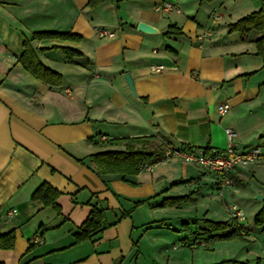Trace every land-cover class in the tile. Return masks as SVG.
I'll return each mask as SVG.
<instances>
[{
    "label": "crops",
    "instance_id": "1",
    "mask_svg": "<svg viewBox=\"0 0 264 264\" xmlns=\"http://www.w3.org/2000/svg\"><path fill=\"white\" fill-rule=\"evenodd\" d=\"M89 2L0 0V235L18 236L13 250L0 247V264H139L134 213L117 223L123 214L169 191L170 172L173 185L219 182L205 170L190 175L194 164L178 158L137 176L99 175L90 157L125 147L93 141L154 137L165 148L212 153L227 150L232 130L238 151L264 146V31L230 32L264 0H110L98 9ZM140 23L159 33L139 31ZM98 28L115 36L98 38ZM170 28L183 35L166 37ZM40 32L82 37L32 41L44 67L62 76L61 86L43 83L21 62L25 38ZM63 48L82 56L69 64ZM224 104L231 109L221 116ZM245 172L232 174L237 185ZM44 183L61 193V215L32 200ZM105 207L102 232L75 245L91 212Z\"/></svg>",
    "mask_w": 264,
    "mask_h": 264
},
{
    "label": "rangeland",
    "instance_id": "2",
    "mask_svg": "<svg viewBox=\"0 0 264 264\" xmlns=\"http://www.w3.org/2000/svg\"><path fill=\"white\" fill-rule=\"evenodd\" d=\"M263 151L264 146L262 154ZM257 164L261 165L256 167ZM189 168L193 172L190 175L205 173L195 165ZM243 168L246 169L243 183L237 185L231 176L230 188H221V181L216 184L212 179L213 182L208 179L197 184H183L179 180L173 185L170 181L177 176L170 172L167 175L170 190L133 212L134 237L141 252L139 264H224L230 261L232 264H264V227L255 225V217L263 207L257 197H264V161ZM189 195L191 200L180 207H155L165 197ZM236 208L245 215V220L237 218L248 232L244 239L196 245L194 234L198 228L206 227V221L217 224L235 218Z\"/></svg>",
    "mask_w": 264,
    "mask_h": 264
},
{
    "label": "trees",
    "instance_id": "3",
    "mask_svg": "<svg viewBox=\"0 0 264 264\" xmlns=\"http://www.w3.org/2000/svg\"><path fill=\"white\" fill-rule=\"evenodd\" d=\"M110 0H90L89 8L98 9L104 3ZM259 30L264 31V8L251 16H248L236 24L230 27V32H238L242 36L251 34L252 31ZM173 35L182 36L180 30L176 28H170L165 34L166 37ZM44 39H60L64 41H83L82 37L72 33H53V32H40L33 34V38H25L24 40V54L21 57V62L24 68L34 75L38 80L46 83L51 87H58L62 85V76L50 69L40 61L36 50L32 46V41ZM66 59L69 64H74L76 57H81L82 53L70 48H63ZM258 54L264 57V37L258 41ZM95 145L102 146L103 148L108 147H125L124 151H107L101 154L91 156V161L95 165L99 175H125V176H137L143 170L152 168L166 158V148L156 138H135V139H124V140H111L100 144L94 142ZM193 149L194 148H189ZM205 153L210 155L209 149H204ZM179 183V182H178ZM177 183V184H178ZM181 183L184 184L183 181ZM180 183V184H181ZM176 185V184H175ZM32 200L41 201L46 208L54 209L59 215H61V207L58 204V199L61 193L53 188L49 184H42L39 189L34 193ZM191 200V195L181 196L175 198H165L160 204L161 208L165 207H180ZM149 200L138 201L134 203V207L131 211L126 212L118 220L119 223L122 219L131 217L132 213L147 204ZM108 208H95L88 219L79 229L77 235H75V245L83 242L92 240L94 236L102 232L103 223L106 220V213ZM256 227H264V202L262 209L258 212L255 217ZM195 239L196 245H209L216 242L222 241H233L244 239L248 235L246 228L240 224L237 218H232L227 222H216L206 221V227H201L196 230ZM16 232L12 231L4 235H0V247L3 250H13L16 245ZM198 243V244H197ZM137 243H135V246ZM233 262H226L224 264H232Z\"/></svg>",
    "mask_w": 264,
    "mask_h": 264
},
{
    "label": "built area",
    "instance_id": "4",
    "mask_svg": "<svg viewBox=\"0 0 264 264\" xmlns=\"http://www.w3.org/2000/svg\"><path fill=\"white\" fill-rule=\"evenodd\" d=\"M168 10H174V5L165 4ZM98 38H113L114 33L99 29L96 31ZM163 66L154 67V71L161 72ZM231 107L224 104L219 107L221 116L229 112ZM228 147L224 152H212L210 155L205 153V150L196 149H180L173 145L166 146V158H178L186 163L194 164L201 167L207 173L219 177L222 185L221 188H230L233 185L231 178L232 174L238 167H248L251 164L261 161L263 154L260 148H251L240 152L237 150L234 143L235 133L232 130H227ZM235 218L245 220V215L241 210L235 209Z\"/></svg>",
    "mask_w": 264,
    "mask_h": 264
},
{
    "label": "water",
    "instance_id": "5",
    "mask_svg": "<svg viewBox=\"0 0 264 264\" xmlns=\"http://www.w3.org/2000/svg\"><path fill=\"white\" fill-rule=\"evenodd\" d=\"M138 30L141 31V32H144V33H148V34H157L159 33L158 30H156L154 27L146 24V23H140V25H138ZM125 79H126V82L131 90V94H133L136 98L138 97V93L136 91V86H135V81L134 79L132 78V76L127 73L125 75ZM257 200L259 202H264V197L263 196H258L257 197Z\"/></svg>",
    "mask_w": 264,
    "mask_h": 264
}]
</instances>
